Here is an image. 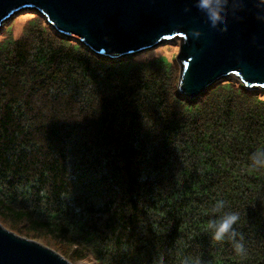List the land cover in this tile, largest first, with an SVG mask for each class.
<instances>
[{"label":"trees","instance_id":"1","mask_svg":"<svg viewBox=\"0 0 264 264\" xmlns=\"http://www.w3.org/2000/svg\"><path fill=\"white\" fill-rule=\"evenodd\" d=\"M17 15L35 19L19 39L11 20L0 30V222L71 261L264 264V169L249 160L264 90L230 78L190 99L163 60L104 58ZM218 201L246 254L212 242Z\"/></svg>","mask_w":264,"mask_h":264},{"label":"water","instance_id":"2","mask_svg":"<svg viewBox=\"0 0 264 264\" xmlns=\"http://www.w3.org/2000/svg\"><path fill=\"white\" fill-rule=\"evenodd\" d=\"M258 0H226V31L210 28L199 0H0V30L29 9L62 36L95 55L118 60L164 42L178 41V91L194 99L215 83L234 78L264 90V15ZM0 264H73L40 241L0 222Z\"/></svg>","mask_w":264,"mask_h":264},{"label":"clouds","instance_id":"3","mask_svg":"<svg viewBox=\"0 0 264 264\" xmlns=\"http://www.w3.org/2000/svg\"><path fill=\"white\" fill-rule=\"evenodd\" d=\"M257 4L264 5V0H258ZM225 6L226 0H199V7L205 12L209 27L213 29L220 27L222 31H226V26L222 20V12ZM259 11H264V7H261ZM258 19L264 20V15L260 14ZM249 160L252 168L264 169V150L253 152ZM212 211L218 214V218L210 221L207 225L212 242H223L227 240L237 255L246 254L244 236L235 228L240 221V214L235 211L225 210L224 201H218Z\"/></svg>","mask_w":264,"mask_h":264},{"label":"rangeland","instance_id":"4","mask_svg":"<svg viewBox=\"0 0 264 264\" xmlns=\"http://www.w3.org/2000/svg\"><path fill=\"white\" fill-rule=\"evenodd\" d=\"M32 11V10H30ZM26 15H16L13 20H11L7 25L11 27V36L15 39H19L23 36L25 28L29 25L31 21L35 19L34 15H29L28 18L24 17ZM15 24H12L14 23ZM4 27V26H3ZM2 27V29H3ZM8 33L0 34V42L3 41L5 38L10 36ZM179 53V42L176 41H168L164 42L154 48L149 50L143 51L139 54L134 55L132 58L138 62H150V61H159L163 60L168 64L173 65L174 67L178 68L179 65L177 62V55ZM260 94V93H258ZM262 98L264 99V91L262 94ZM9 229V227H8ZM74 260V259H73ZM71 261V260H70ZM73 264H95L94 260L89 257L87 259H82L78 261H71Z\"/></svg>","mask_w":264,"mask_h":264},{"label":"bare ground","instance_id":"5","mask_svg":"<svg viewBox=\"0 0 264 264\" xmlns=\"http://www.w3.org/2000/svg\"><path fill=\"white\" fill-rule=\"evenodd\" d=\"M81 264H83V263H81Z\"/></svg>","mask_w":264,"mask_h":264}]
</instances>
